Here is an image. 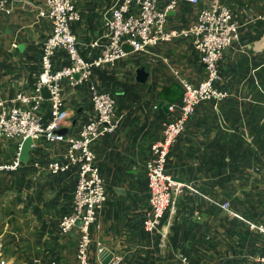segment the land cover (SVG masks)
<instances>
[{"label": "crops", "instance_id": "crops-1", "mask_svg": "<svg viewBox=\"0 0 264 264\" xmlns=\"http://www.w3.org/2000/svg\"><path fill=\"white\" fill-rule=\"evenodd\" d=\"M10 1V15L0 13V100L32 93L42 44L51 33L49 21L38 17L46 0ZM117 1L73 0L80 20L71 24V31L86 61L98 55L88 45L102 41L103 16ZM212 1L177 2L167 11L165 30L190 28L198 12ZM217 1L230 9L239 25V40L224 51L218 65L216 86L227 97L199 104L169 152L166 174L184 183H176L181 193L174 214L164 219L168 225L164 239L141 227L148 209L145 166L150 145L161 137L162 123L172 118L163 91L177 85L175 75L200 83L204 66L189 37L160 43L150 54H128L113 66L93 71L91 82L115 98L117 111L125 117L117 131L91 146L106 202L90 227V264H101L97 243L113 258L120 257L121 264H176L181 254L189 264H261L264 234L246 222L264 228V23L257 20L264 0ZM168 4L169 0H158L160 10ZM137 61L149 73L143 85L135 82ZM67 64L65 51L57 50L53 70ZM61 93L69 115L67 134L76 135L93 117L87 84L70 87L63 81ZM36 113L46 124L48 102ZM73 120L76 124L71 128ZM16 144L0 142V162L10 160ZM65 148L64 143L36 139L20 171L0 175V185L3 182L7 189L3 194H11L0 203V222L10 223L9 228H0V257L7 264H77L76 233L60 236L57 232L59 219L71 208L76 172L51 176L41 169ZM223 202L237 217L215 205Z\"/></svg>", "mask_w": 264, "mask_h": 264}, {"label": "built area", "instance_id": "built-area-1", "mask_svg": "<svg viewBox=\"0 0 264 264\" xmlns=\"http://www.w3.org/2000/svg\"><path fill=\"white\" fill-rule=\"evenodd\" d=\"M200 0H169L164 10L158 8V0H119L103 16L104 35L102 41L88 45L90 52L98 50V55L86 61L78 51V43L71 31V24L80 20L73 0H46L38 17L45 18L51 25V33L43 42L39 62V75L30 95L17 94L11 100H0V141H16L15 153L10 160L0 162V173L16 172L21 162L18 159L21 142L29 137L33 141L43 139L47 143H64L65 151L60 157L44 163L41 168L48 175L56 176L75 170L77 175L70 211L62 216L57 225L60 236L76 233L74 247L77 264H90V227L96 222L99 212L106 202L105 184L96 166L92 144L117 131L125 114L117 111L115 98L108 92L100 91L91 82L94 69L104 65L113 66L127 56L123 53V43L132 47V53L150 54L160 43L175 38H192V46L204 66V79L194 85L175 75L182 88L179 104L166 106L172 116L162 123L161 137L150 145V156L145 166L148 193V209L142 219L141 227L145 233L157 234L164 239L168 225H164L166 214L173 215L176 196L181 186L171 182L166 174L168 155L195 108L207 101H221L227 92L216 85L220 79L218 65L224 51L239 40V25L230 9L217 0L198 12L193 26L182 31H166L167 11L177 2L197 5ZM10 0H0V13L10 15ZM264 23V10L257 17ZM15 47V46H14ZM57 50L66 53L68 64L57 71L53 70V59ZM130 53V54H132ZM78 75V79L74 76ZM66 81L70 87L86 83L90 95L93 117L84 123L76 135H57L55 132L69 125L68 113L64 106L61 83ZM49 93L44 100L40 90ZM49 104V120L43 123L38 111L43 102ZM225 213L235 216L228 202L215 203ZM251 229L264 234V228L246 222ZM96 244V252L102 251ZM264 264V255L260 258ZM0 264H7L0 257ZM50 264H58L51 261ZM108 264H121L120 257H114ZM176 264H189L184 255H179Z\"/></svg>", "mask_w": 264, "mask_h": 264}, {"label": "water", "instance_id": "water-1", "mask_svg": "<svg viewBox=\"0 0 264 264\" xmlns=\"http://www.w3.org/2000/svg\"><path fill=\"white\" fill-rule=\"evenodd\" d=\"M22 46L20 45L18 47L19 50H21ZM121 50L123 53L126 54H130L132 53L133 49L131 46H129L126 43H123L121 45ZM149 77V73L147 71H145L144 67H138L135 70V82L137 84L143 85L147 82ZM75 79H78V75L74 76ZM40 95L44 100H49V93L46 89L42 88L40 90ZM165 109V107L163 108ZM76 124V120L71 121V128H73ZM68 132V128H61L59 130H57L55 133L57 135H66ZM33 146V140L29 137L25 138L20 145V151L18 154V159L21 163L25 164L29 161V153L31 151V148ZM171 182L174 183H179V184H183V180L175 178V177H170ZM113 258V255L108 251V250H102L100 255H99V260L101 264H108Z\"/></svg>", "mask_w": 264, "mask_h": 264}, {"label": "trees", "instance_id": "trees-1", "mask_svg": "<svg viewBox=\"0 0 264 264\" xmlns=\"http://www.w3.org/2000/svg\"><path fill=\"white\" fill-rule=\"evenodd\" d=\"M176 84L177 85H173L172 87L164 90L163 93H162V98L167 103H170V104H179L180 101H181V97H182V93H183L182 92V88H181V86L178 83H176ZM160 107H161V105H160ZM22 166H24L23 163H21L20 168L16 172L9 173V175H14V174L18 173L20 171V169H21ZM166 217H167V215H165V218L164 219H166Z\"/></svg>", "mask_w": 264, "mask_h": 264}, {"label": "rangeland", "instance_id": "rangeland-1", "mask_svg": "<svg viewBox=\"0 0 264 264\" xmlns=\"http://www.w3.org/2000/svg\"><path fill=\"white\" fill-rule=\"evenodd\" d=\"M134 66H138V67H141L140 66V61H137L135 64H134ZM137 67V68H138ZM130 74H131V71L129 72L128 71V73H127V76L129 77L130 76ZM125 76V75H124ZM169 120V119H168ZM0 142H5L6 143V141H0ZM5 173H0V175H4ZM7 175H9V174H6V176ZM1 186V185H0ZM5 190H7V189H5L4 188V185H3V182H2V186L0 187V203H3L4 201H5V199H7L11 194H3V193H5L4 191ZM5 196H6V198H5ZM2 225V226H1ZM8 225V228L10 227V223H9V221H3V222H0V228H6V226ZM1 239V238H0Z\"/></svg>", "mask_w": 264, "mask_h": 264}]
</instances>
